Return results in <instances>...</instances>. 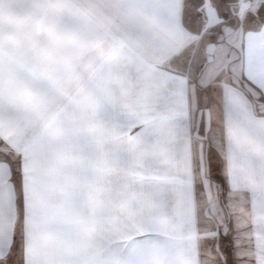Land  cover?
<instances>
[{
	"label": "snow or ice",
	"instance_id": "snow-or-ice-1",
	"mask_svg": "<svg viewBox=\"0 0 264 264\" xmlns=\"http://www.w3.org/2000/svg\"><path fill=\"white\" fill-rule=\"evenodd\" d=\"M0 264H264V0H0Z\"/></svg>",
	"mask_w": 264,
	"mask_h": 264
}]
</instances>
